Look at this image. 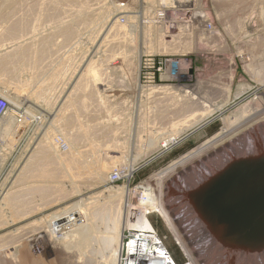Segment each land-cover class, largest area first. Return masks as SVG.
<instances>
[{
    "label": "rangeland",
    "instance_id": "374dc122",
    "mask_svg": "<svg viewBox=\"0 0 264 264\" xmlns=\"http://www.w3.org/2000/svg\"><path fill=\"white\" fill-rule=\"evenodd\" d=\"M174 3L171 0H155L153 5L151 0H130L128 4L127 0H0V55L22 47V54L10 63L12 66L8 63L4 69L0 68V80L20 90L26 83L29 87H23L18 102L8 100L11 111L24 117L21 122L24 129L15 137L13 147L6 151L7 160L0 170V182L17 164L24 172L32 171L35 164L30 158L38 149L44 151L43 145L51 148L42 155L51 158L49 164L54 163L52 172L38 177L25 176L22 183V189L34 185L49 189L48 194L46 189L43 192L30 190L29 195L22 197L26 203L36 205L35 214L23 218L17 226L5 228V234L18 229L20 251L23 252L21 264H87V260L83 261L86 257L93 258L94 264H100L103 255H91L90 252L98 244L106 223L101 216L94 218L85 213L76 215L75 219L82 202L103 204L116 195L112 188H122L137 190L135 200L131 199L137 204L143 199V192L139 191L141 184L150 180V186L153 184L151 187L156 188L154 178L159 172L221 131L240 105L253 98L264 99V0H178L176 8L171 9L173 5L169 7V4ZM186 6H190L191 13L183 10ZM155 12H158L159 21L154 19ZM184 13L190 23L181 21ZM122 16L126 17V22L120 19ZM150 19L154 24L146 29ZM202 19L211 22L212 27H204ZM115 21H119L117 25ZM187 32L192 33L195 44L202 43L203 49H185L183 40L177 36ZM155 33L166 36L160 38ZM234 55L239 67L236 81L230 85L228 63ZM94 70L100 74L98 81L90 76L89 71ZM42 94L48 95L49 103ZM225 99H231L225 110L188 130L174 144L158 150L149 145L152 135L161 133L163 138L168 133L179 134L187 125L202 118L204 112L222 105ZM189 113L194 115L190 120L192 115ZM149 132L153 134L150 136ZM112 139L127 141L124 156L120 161L113 160L115 164L106 156ZM2 149L4 145L1 144L0 151ZM69 159L76 164L70 171L66 164ZM99 162L112 165L108 181L102 183L91 178V169L86 167L89 164L94 167ZM117 170L120 178L113 180L112 175ZM56 188L66 192L55 193ZM124 201L128 202L126 197ZM148 218L173 252L175 264L188 263L190 258L188 260L163 219L157 213ZM46 221L49 222L48 237L46 232L44 238L38 237L44 234L37 232L46 228ZM90 231L94 238L86 242V233ZM123 231L124 228L122 234ZM33 232L36 233L35 240H32ZM49 235L57 236L49 240ZM224 248L229 250L227 245ZM232 248L237 254L245 249ZM243 252L247 251L239 254ZM3 260L1 264H13L10 258Z\"/></svg>",
    "mask_w": 264,
    "mask_h": 264
},
{
    "label": "bare ground",
    "instance_id": "6f19581e",
    "mask_svg": "<svg viewBox=\"0 0 264 264\" xmlns=\"http://www.w3.org/2000/svg\"><path fill=\"white\" fill-rule=\"evenodd\" d=\"M18 1H20V0H18ZM151 1H152V5H153L155 0H151ZM165 1L169 2L170 0H165ZM171 1H173V0H171ZM215 1L216 2H222L224 0H215ZM34 2H36V1H34ZM162 4H163V2H162ZM17 7H18V5H17ZM23 10L27 11L28 9H23ZM148 10L149 9H147V11ZM183 10L185 11L186 9H183ZM155 14H157V15L154 16V19L159 21L160 18L158 16V12H155ZM16 15L18 16L19 13L16 14ZM9 16L11 17L10 14H9ZM15 17H14V19H15ZM11 18H10V20L12 21ZM25 20H27V19H25ZM117 22H119V21H115L114 22L115 25H117ZM59 23H60V21H59ZM11 24H13V23H11ZM153 24H154V21L152 19H150L146 23L145 28L146 29H150ZM119 26L123 27L122 25H119ZM11 27H13V26H11ZM17 27H20V25L17 26ZM166 28H167L166 32L170 31L168 26ZM10 30H11V28H10ZM185 30H187V28H185ZM69 32H72V30L69 31ZM109 32H108V34H109ZM16 33H18V32L16 31ZM213 33H216V32H213ZM218 33H219V31H218ZM8 34H11V33H8ZM13 34L15 36V33H13ZM183 34H184V36H180L181 35V33H180V35L177 36V37L179 39L183 40V44L185 45V49L186 48H188V49L196 48L197 50H201V48L203 49L202 43L200 41L197 44H195L196 42H194V40H193L192 33L187 32L186 34L185 33H183ZM229 34H231V33H229ZM103 35H102V37H103ZM155 35L160 37V38L166 36V35H163V34L161 35V34H156V33H155ZM4 36H5V34H4ZM4 36H3V38H4ZM171 37H175V36H171ZM217 37H219V36H217ZM95 38H97V37L95 36ZM105 38H106V36H105ZM105 38H104V40H105ZM108 38H110V37H108ZM120 39H121V37H120ZM201 41H202V39H201ZM94 42H95V40H94ZM233 42H235V41H233ZM240 42H239V44H240ZM44 46H45V44H44ZM21 48L22 47L19 46V47H16L13 51H10V52L8 51L7 53L1 54L0 55V68L4 69L5 65H7L8 63L9 64L12 63L13 60H16L17 57H19L18 54L21 53ZM123 49H124V47H123ZM123 49H121V51ZM204 49H207V47H204ZM183 52H185V51L183 50ZM123 53H121V55H123ZM241 53L243 54V52H241ZM244 54H245V52H244ZM94 55H93V57H94ZM231 55H232V53H231ZM252 55H253V53H252ZM254 55H256V54H254ZM113 56H115V55H113ZM256 58H257V56H256ZM249 59H251V58L249 57ZM171 62H172V64L174 63L173 61H171ZM253 62H255V60ZM260 62H258V63H260ZM81 63H82V60H81ZM245 64H247V63H245ZM254 64H257V63H254ZM262 64H264V62ZM251 65H253V63ZM228 66L230 68L228 80H229L230 85H233L235 83V81H236L238 67H239L238 66V61L235 58V55L233 57H231V59H230V61L228 63ZM249 66H246V67H249ZM79 67L80 66H77L78 69H79ZM89 73H90L91 78L94 81L95 80L98 81L100 74H99V72H97V70H94L92 72L89 71ZM263 74H264V71H263ZM56 76L57 75H55V77ZM254 78L257 79L256 77H254ZM257 81H258V79H257ZM263 85H264V83H263ZM24 86L29 88L27 86V83L24 84L23 86L21 85V88L23 89ZM91 86L92 85H90V87ZM229 87H231V86H229ZM22 89L21 90L17 89L16 87L11 86L8 82L0 80V95L6 97L11 102H18L19 101V99L21 98L20 96L22 95L21 94ZM220 90L221 89H219V91ZM222 91H224V89ZM42 95H43V99H49V98H47L48 95H45V94H42ZM221 96H223V95L221 94ZM25 100H23V101H25ZM101 100L104 103V105L106 106L107 104H105V101L103 99H101ZM229 100H231V99H225V101H224V103L222 105L217 106L214 109H211L209 112H204L203 111L204 113L202 114V116H200L202 118H200L198 121H195L194 123L192 122L193 124L190 123L191 125H187V123H186L185 125H187V127L184 130L180 127L183 131H180L179 134H177V133H168L167 132L168 136H165V137L162 138V134L161 133L152 135L153 133L149 132V135L150 136L152 135L151 138H150V141H149L150 142L149 145L152 147L153 150H158V149L165 148L166 146H168L171 143H173L175 140L178 141L182 136H184L186 134V132L188 133V130H191L192 128L194 129V127H197V126L201 125L202 122L204 123L205 119H208V117L213 116L217 112H221V110H223L229 104ZM49 101H50V99L46 100L45 102L49 103ZM91 102H92V100H91ZM196 102H195V104H196ZM198 105H199V102H198L197 106ZM211 105H212V103H211ZM21 106H22V103H21ZM187 109H189V108H187ZM26 110H28V109L26 108ZM198 111H199V109H198ZM198 111H196V112H198ZM185 112H186V110H185ZM192 113H193V110H192ZM189 114H191V113H189ZM193 114L195 115V112ZM193 114H191L192 116H190V117L188 116L189 117L188 120H190L194 116ZM196 115H198V113H196ZM58 119L59 118L57 116L56 120L58 121ZM118 121H119V119H118ZM107 122H108V120H107ZM17 124H18V126L15 128L16 130L13 133L12 131H13L14 127ZM22 124L23 123L19 124L17 122V119L15 117V113L13 111H11V110L0 122V136H1V138H0L1 139L0 140V147H1V144L4 145V149H2L0 151V170L3 168V166L5 165L6 160H7V158H6V155H7L6 153L7 152L6 151L13 147L14 142H15V137H17V135L20 133V131H22L24 129ZM178 125H180V124H178ZM50 126H51V124H50ZM173 126L174 125H172V127ZM171 129H173V128H170V130ZM20 136H21V134H20ZM76 140L74 139V141H76ZM70 141H72V140H70ZM65 143H67V142L65 141ZM110 143L111 144L107 146L106 156H107V158H109L108 160L111 159L110 163L115 164V162L113 160L120 161L121 157L124 156L123 152H124V149L126 147L125 143H127V141H123L122 142L119 139L118 140L117 139H112ZM39 145H40V142H39ZM42 147L45 149L44 151L38 149L37 152H34L33 156H31V158H30V160L35 164V165H33L34 169L32 171L31 170H27V171L24 172V168L22 170V168H20V166L17 164L13 168L11 173L9 175H6V177L4 178V181L0 182V261H2V262L4 261L3 259H5V258H10L12 260L13 264H21V261L23 262V260H22L23 252L21 253V251H20V245L21 244L19 242L20 240H19L18 229H15V231L12 234H5V228H7L10 225L11 226H17L19 224V221H21L23 218L28 217L29 215H31L33 213L35 214L36 210H38L37 208L35 209L36 205L33 206V205L29 204V203H26L23 200L25 198L24 196L26 194L29 195L28 193H30L29 192L30 190L32 192L33 191H35V192H38V191L43 192L46 188H43L41 186L37 187V186L34 185V186H31L30 189H29V187L25 188V189L24 188L22 189V187H23L22 183L24 182V180L26 178L25 176L36 175L38 177V176H42V175H47L48 173H50V171L52 172V170H51L52 166L51 165H53L54 163L49 164L48 161H50L51 158L48 157L47 155H42V154L46 153V151H48V148L50 146L43 145ZM70 153L71 152H69L68 154L70 155ZM68 154H66V155H68ZM103 155H105V154H103ZM118 155H121V156L119 157ZM247 158H263L264 159V99H254L253 98V99L249 100L248 102H246L244 105L243 104H242V106L240 105V107L237 108L234 111L233 119L231 121H229L221 129V131H219L217 134H215L207 142H205L204 144L200 145L198 148L194 149L193 151H190L186 155L182 156L181 158H179L178 160L173 162L168 168H166L163 171L159 172L157 177L155 176V178H154L155 179V183H154L155 185L154 186H156V188H152L151 187V186H153V184L150 186V184L152 183V182L150 183V180H148L146 183L141 184V187H140L139 191L143 192V199L141 198L142 200L139 201V202H137V200H136L137 204H134V202H133L135 200L134 198H135V194H136L137 190L129 191L128 189L124 190L122 188H115V189L112 188L111 190H114L113 193H116V195L115 196H111V198L108 199L103 204H101V203H90V204H88V203H84V202H82V204L80 203L81 204V208H79V209H81V211L75 213V215H74L75 219H76V215L79 216L81 213H85V215H87V216L90 215V216H92L94 218H96L97 216H101L103 221L106 223L105 224V228L106 229H104L102 231L101 238L99 239L98 244L93 247L92 251L90 250L91 251L90 252L91 255L94 254V253H101L103 255V259L101 260L100 264H118L117 259H118V255L120 254V251H121V248H122V243H123V234H122L123 228H124V231L127 230V229H130V228L131 229L132 228L153 229L154 226L152 225V223H151L150 219L148 218V216L150 214H152V213H157L163 219V221L166 223V225L168 226L169 230L171 231V233L173 234V236L175 237V239L179 243L180 247L183 249V251L187 255L188 260L190 258V261L188 263H186V264H193V263H196V264H227V262H228V264H264V247L243 249V250L247 251V252H243L244 255L243 254H239L240 252L242 253V251H243V250H239V253L237 254L235 249L232 248V247H235V246L229 245L225 241L219 239L216 235H214L210 231V229L208 228V226L206 225V223L204 222V220L202 219V217L198 213V210L194 206V202L190 198V195L193 192L192 189H194V190L198 189L199 187H201L202 185L207 183L210 179H212L213 177L219 175L226 168L232 166L234 163L240 161L241 159H247ZM121 161H123V160H121ZM81 162H80V164H82V167H84L83 163H81ZM219 163H220V165H218ZM59 164H60V162H59ZM66 164L68 165L67 167H68L69 171L72 168L76 167V164L73 162V160H70V159L68 160V162H66ZM80 164H79L78 167H81ZM85 164H87V163L85 162ZM90 165L91 164H89L88 166H86V165L85 166L87 168L91 169V171L89 172L91 178L95 179L99 183L100 182L102 183V182L107 180L108 171L110 170L112 165H104L103 163L101 165L100 162L94 167L93 166L90 167ZM84 170L85 169H83V171ZM69 171H68V173H69ZM33 177H35V176H33ZM86 177H88V175ZM84 178H85V175H84ZM43 179H45V178H43ZM48 190H47V194H48ZM52 191L53 190H51V192ZM54 192L55 193L66 192V190L63 189V188H56V190ZM30 196H31V194H30ZM49 196H52L51 193H50ZM22 197H24V198H22ZM125 197L127 198V201H128L127 203L124 201ZM132 198L134 200H131ZM31 201H34V200L32 199ZM53 202H54V200H53ZM51 203H52V200H51ZM40 210L41 209H39V211ZM48 223L49 222L46 221V228L43 229V230H40L39 232H37V234L40 233V232H42V233L44 232V234L38 235V237H43L44 238L45 237V232L47 233L46 236L48 237V234H49ZM55 229H56V227H55ZM31 235L34 236V235H36V233L33 232ZM56 236L57 235H52V236L49 235V240H50V238H51V240L54 239ZM138 237L140 238V235H138ZM211 237H212V239H211ZM85 238H86V242H89L91 239L94 238V235L90 231V232L86 233V237ZM140 239H141V242H139L137 240L133 241L132 247L135 250H136L137 244L138 243H141V244H140V249H139L138 255L132 256L128 260L130 262L129 264H175V261L173 260V257L170 256V253H169L167 248L166 249H167V251L169 253L168 254L169 257L167 256L166 259L160 258V257H158V255H156V249H155V245L153 243L154 242L153 236H150L149 234H144L142 236V238H140ZM204 239H206V240H204ZM207 239H209V240H207ZM32 240H35V236H34V238ZM29 241H31V240H29ZM225 245H227V247L229 246V250H227V248L226 249L224 248ZM236 248H238V247H236ZM238 249H240V248H238ZM28 250H27V253H29ZM194 254H196V255H194ZM86 260L88 261L87 264H94V262H93L94 259L93 258H87L86 257V259L83 260V261H86ZM145 261H147V262H145ZM0 264H1V262H0ZM95 264H97V263H95Z\"/></svg>",
    "mask_w": 264,
    "mask_h": 264
},
{
    "label": "water",
    "instance_id": "95a60500",
    "mask_svg": "<svg viewBox=\"0 0 264 264\" xmlns=\"http://www.w3.org/2000/svg\"><path fill=\"white\" fill-rule=\"evenodd\" d=\"M219 239L238 248L264 247V159H241L190 195Z\"/></svg>",
    "mask_w": 264,
    "mask_h": 264
},
{
    "label": "built area",
    "instance_id": "2783aa9c",
    "mask_svg": "<svg viewBox=\"0 0 264 264\" xmlns=\"http://www.w3.org/2000/svg\"><path fill=\"white\" fill-rule=\"evenodd\" d=\"M129 1L130 0H127V4H128ZM173 2L176 3V2H178V0H176V1L173 0ZM175 3L174 4H169V7L171 5H173L170 8L171 9H173V8L175 9L176 8L175 7ZM126 5H123V6H126ZM186 8L187 9L185 10V12L188 11V13H191L192 9L190 8V6H186ZM186 15L187 14H185L184 18H181V21H185L187 23H190L189 21H187ZM120 18H121V20L123 22H126V20H127L125 16H122ZM201 23L206 28H207V26L208 27H212L211 22H209V21H207L205 19H202ZM10 110H11L10 102L8 101V99L6 97L0 95V122L10 112ZM15 117H16L17 121H19L20 123L23 121V118H24L22 115H20L18 113H15ZM116 178L117 179L120 178V174H119L118 171H115L113 173V175H112V179L113 180H115ZM144 234H149L150 236H153V240H154L153 243L155 245L156 255H158V257L164 258V259H166L167 256L169 257V255H168L169 253H168V251L166 249L167 246L165 245L164 239L158 234L156 229H154V228L153 229H143V228L142 229L141 228L140 229L139 228H132L131 229L130 228V229L125 230L124 233H123L122 248H121L120 254L118 255V259H117L118 264H129L130 262L128 260L132 256L138 255L141 243L137 244L136 250L132 247V244H133L134 240H137V241L141 242L140 238H142V236ZM138 235H140V238L138 237ZM145 262H147V261H145Z\"/></svg>",
    "mask_w": 264,
    "mask_h": 264
},
{
    "label": "trees",
    "instance_id": "16d2710c",
    "mask_svg": "<svg viewBox=\"0 0 264 264\" xmlns=\"http://www.w3.org/2000/svg\"><path fill=\"white\" fill-rule=\"evenodd\" d=\"M167 249H168L170 255L173 257V259H175L173 252H171L168 247H167Z\"/></svg>",
    "mask_w": 264,
    "mask_h": 264
}]
</instances>
